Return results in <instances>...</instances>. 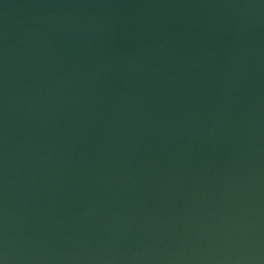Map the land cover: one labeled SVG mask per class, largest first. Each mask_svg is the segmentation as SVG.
<instances>
[{"label": "water", "instance_id": "1", "mask_svg": "<svg viewBox=\"0 0 264 264\" xmlns=\"http://www.w3.org/2000/svg\"><path fill=\"white\" fill-rule=\"evenodd\" d=\"M0 264H264V0H0Z\"/></svg>", "mask_w": 264, "mask_h": 264}]
</instances>
